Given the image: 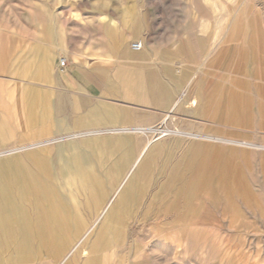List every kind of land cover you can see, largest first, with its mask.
Listing matches in <instances>:
<instances>
[{"label": "rangeland", "instance_id": "rangeland-1", "mask_svg": "<svg viewBox=\"0 0 264 264\" xmlns=\"http://www.w3.org/2000/svg\"><path fill=\"white\" fill-rule=\"evenodd\" d=\"M43 38L57 40L74 60H99L136 41L141 51L175 56L181 110L152 127L168 130L157 140L153 129H135L124 155L122 142L106 150L96 140H87L84 150L7 143L6 164L20 172L5 175L7 187L14 178L24 195L36 176L64 183L51 191L55 199L123 197L139 205L155 199L159 213L135 215L151 220L111 223L119 237L110 240V256L105 246L99 249L101 264H264V0H0V54L7 66L28 63L31 44ZM149 140L164 142L156 161L167 163L137 181L160 188L122 195L141 167L130 170L127 155L135 157ZM212 151L223 168L210 166ZM103 224L94 222L93 233ZM79 240L71 237L55 259L12 252L26 248L6 239L0 264H59ZM83 241L75 247L80 258L88 255Z\"/></svg>", "mask_w": 264, "mask_h": 264}, {"label": "crops", "instance_id": "crops-1", "mask_svg": "<svg viewBox=\"0 0 264 264\" xmlns=\"http://www.w3.org/2000/svg\"><path fill=\"white\" fill-rule=\"evenodd\" d=\"M141 50L123 45L99 60H74L57 40L36 39L29 62L21 66L15 60L12 69L6 64L5 53L0 54V248L5 247L6 239H14L13 246L26 249L12 252L50 253L57 259L71 237H81L75 247L86 239L88 255L80 258L74 247L59 264H101L99 249L105 246V254L110 256V240L119 237L118 228L111 223L151 220L135 215L159 213V203L151 198L141 205L123 197L111 203L92 198L55 199L51 191L63 188L64 183L39 182L36 176L26 182L28 193L23 195L20 181L16 186L12 178L7 187L5 175L20 172L19 167L6 164L11 155L2 152L7 143L24 141L35 142L33 146L61 143L63 149L74 146L84 150L87 140H96L102 142L98 148L103 150L122 142V155L128 153L139 134L135 129H150L167 113L179 114L181 110L180 62L170 54ZM62 57L66 59L63 67L59 63ZM162 143L150 144L133 169L141 165L136 181L122 189V195L133 188H160L139 185L137 180L165 167L166 161H156ZM213 154L208 156L210 166L223 168L225 161H218L219 155L215 159ZM127 156L133 161L134 152ZM7 189L17 192L7 193ZM98 221L104 224L93 233L92 225Z\"/></svg>", "mask_w": 264, "mask_h": 264}, {"label": "bare ground", "instance_id": "bare-ground-1", "mask_svg": "<svg viewBox=\"0 0 264 264\" xmlns=\"http://www.w3.org/2000/svg\"><path fill=\"white\" fill-rule=\"evenodd\" d=\"M141 42V41H140ZM142 43V42H141ZM65 58V57H64ZM166 119V118H165ZM165 121V120H164ZM151 129H153V128H151ZM150 129V130H151ZM137 130H139L141 133H143V132H146L147 130H149V128L148 129H137ZM160 131L159 132V134L160 135H157V133H156V131ZM153 131H154V136H156L155 137V140H157V139H159V138H161V137H163L164 135H165V133L168 131V130H162V129H159V128H154L153 129ZM168 134V133H167ZM166 134V135H167ZM155 140H153V141H155ZM152 140H149V141H147V143L141 148V150L135 155V157H134V159H133V161L131 162V166H130V170H133V168H135V166H137V164H138V162H139V160L142 158V155L145 153V151L146 150H148L149 148H150V144L153 142ZM126 181V180H125ZM3 194V193H2Z\"/></svg>", "mask_w": 264, "mask_h": 264}, {"label": "built area", "instance_id": "built-area-1", "mask_svg": "<svg viewBox=\"0 0 264 264\" xmlns=\"http://www.w3.org/2000/svg\"><path fill=\"white\" fill-rule=\"evenodd\" d=\"M131 50L133 51H139L142 49V43L140 41H136V42H132L130 45ZM65 61L66 59L64 57L60 58V66H64L65 65Z\"/></svg>", "mask_w": 264, "mask_h": 264}]
</instances>
